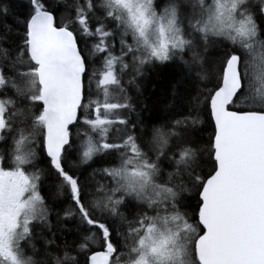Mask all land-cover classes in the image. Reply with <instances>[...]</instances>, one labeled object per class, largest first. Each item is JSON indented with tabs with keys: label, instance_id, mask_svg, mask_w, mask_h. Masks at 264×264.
I'll list each match as a JSON object with an SVG mask.
<instances>
[{
	"label": "snow or ice",
	"instance_id": "1",
	"mask_svg": "<svg viewBox=\"0 0 264 264\" xmlns=\"http://www.w3.org/2000/svg\"><path fill=\"white\" fill-rule=\"evenodd\" d=\"M0 264H264V0H0Z\"/></svg>",
	"mask_w": 264,
	"mask_h": 264
}]
</instances>
